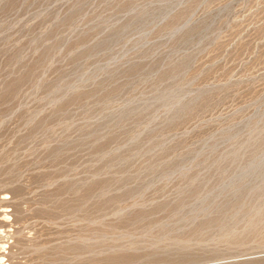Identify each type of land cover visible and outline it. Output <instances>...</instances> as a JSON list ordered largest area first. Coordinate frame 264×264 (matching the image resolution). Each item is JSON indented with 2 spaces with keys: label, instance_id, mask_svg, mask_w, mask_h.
I'll return each instance as SVG.
<instances>
[{
  "label": "rangeland",
  "instance_id": "obj_1",
  "mask_svg": "<svg viewBox=\"0 0 264 264\" xmlns=\"http://www.w3.org/2000/svg\"><path fill=\"white\" fill-rule=\"evenodd\" d=\"M0 264H264V0H0Z\"/></svg>",
  "mask_w": 264,
  "mask_h": 264
},
{
  "label": "bare ground",
  "instance_id": "obj_2",
  "mask_svg": "<svg viewBox=\"0 0 264 264\" xmlns=\"http://www.w3.org/2000/svg\"><path fill=\"white\" fill-rule=\"evenodd\" d=\"M2 260V259H1Z\"/></svg>",
  "mask_w": 264,
  "mask_h": 264
}]
</instances>
